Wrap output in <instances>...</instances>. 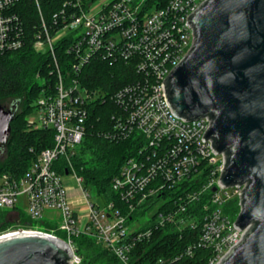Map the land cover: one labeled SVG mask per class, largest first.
Wrapping results in <instances>:
<instances>
[{
	"label": "built area",
	"instance_id": "1",
	"mask_svg": "<svg viewBox=\"0 0 264 264\" xmlns=\"http://www.w3.org/2000/svg\"><path fill=\"white\" fill-rule=\"evenodd\" d=\"M18 1L0 0V55L24 45V25L14 10ZM147 1L73 0L55 15L51 27L42 19L44 34L36 35L34 48L53 56L59 80L55 95H43L35 103L28 124L35 130H54L55 144L41 151L22 177H0V209H10L12 216L19 217L18 209L23 207L20 201H24L32 221L49 215V220L58 225L48 232L18 225L0 238L40 233L60 239L73 252L71 264H83L74 242L81 235L94 238L121 264H133L136 246L150 239L155 229L200 230V234L184 254L159 258L153 264H173L183 255L192 256L197 247L211 248L214 257L210 264H220L243 240L246 230L232 223L222 207L239 199L241 212L246 185L222 186L226 155L216 152L212 138L202 139L212 120L204 117L190 121L176 114L165 86L169 75L193 48L196 31L191 17L207 0H170L164 6ZM69 5L73 10L68 13ZM65 39L70 40L67 52L74 58L73 73L80 74L95 58L110 66L125 63L136 74L135 79L111 96L101 88L89 89L79 79H73L67 87L55 48ZM108 99L117 106L112 115V136L120 140L134 137L139 143L136 155L125 161L112 181L126 211L101 195L97 198L104 201L103 205L92 202L85 189L83 203L74 206L64 179L75 177L83 184L72 159L84 138L87 105ZM209 192L207 215L200 224L196 213L188 212V206ZM157 200L162 205L156 220L134 229L131 222L136 221V211L144 205L150 208Z\"/></svg>",
	"mask_w": 264,
	"mask_h": 264
},
{
	"label": "water",
	"instance_id": "2",
	"mask_svg": "<svg viewBox=\"0 0 264 264\" xmlns=\"http://www.w3.org/2000/svg\"><path fill=\"white\" fill-rule=\"evenodd\" d=\"M192 50L165 81L168 102L187 120L209 117L203 136L226 155L224 187L246 185L236 226L243 240L220 264H264V0H207L191 17ZM13 104H0V146L12 132ZM60 239L18 233L0 239V264H71Z\"/></svg>",
	"mask_w": 264,
	"mask_h": 264
},
{
	"label": "trees",
	"instance_id": "3",
	"mask_svg": "<svg viewBox=\"0 0 264 264\" xmlns=\"http://www.w3.org/2000/svg\"><path fill=\"white\" fill-rule=\"evenodd\" d=\"M73 0H19L15 12L20 16L24 29V45L14 51L0 55V104H16L11 127L12 132L6 145L0 146L6 151L4 160L0 159V177L10 174L20 178L28 171L38 154L55 144V131L51 129L35 130L28 124V117L35 109V103L44 95H55L59 80L56 63L50 53H39L34 44L37 34H44L42 19L51 27L55 15L65 8V3ZM170 0H148L147 4L164 6ZM71 5L67 12L72 11ZM51 32L53 30L51 29ZM70 40L65 39L56 45L59 69L69 87L73 79H79L89 89H104L111 96L123 85L133 81L136 74L125 63L110 66L107 62L92 59L80 74L73 73V56L67 52ZM45 81V83H44ZM110 98V97H109ZM88 116L85 123V134L72 161L83 179V183L92 188L96 194L104 196L109 202H116L117 207L126 211L120 204L119 195L113 190L112 181L117 176L125 161L136 155L139 148L134 137L127 140L114 138L113 113L117 106L110 99L96 100L87 105ZM64 162V158L61 159ZM200 183L197 189H199ZM196 188L193 187L195 190ZM166 194H172L170 192ZM210 192L198 202L188 206V212H195L200 224L204 221L209 204ZM233 203L232 211L240 212L239 199H233L224 206ZM211 207L210 210H213ZM149 207H140L135 217L147 215ZM7 213L0 209V231L13 225L7 220ZM22 223H34L25 214H20ZM146 227H144L145 230ZM200 230L176 231L172 228L155 229L152 237L138 244L133 252V264H153L159 258H172L184 254L185 250L198 240ZM63 237V236H61ZM77 254L83 264H121L113 254L99 245L92 237L81 235L74 238ZM214 257L211 248L197 247L192 256L183 257L173 264H210Z\"/></svg>",
	"mask_w": 264,
	"mask_h": 264
},
{
	"label": "rangeland",
	"instance_id": "4",
	"mask_svg": "<svg viewBox=\"0 0 264 264\" xmlns=\"http://www.w3.org/2000/svg\"><path fill=\"white\" fill-rule=\"evenodd\" d=\"M100 1V0H99ZM7 110H10L11 109V104L7 105L6 107ZM33 113V112H32ZM31 113V114H32ZM30 114V115H31ZM6 156V151H1L0 149V159L1 160H4ZM65 179V182L67 184V187H68V194H69V197L72 199V202H73V205L74 206H77L78 204L81 205L83 203V199H82V192H83V189H85L90 195H91V201L92 202H97V203H100L101 205L104 204V201L102 199H99L97 198L98 194H96L95 191L92 190V188H90L89 186H87L85 183L83 184H80L78 182V179H76L75 177H70V176H66L64 177ZM20 203H22L21 205L23 207H20L18 209V211H20V214H25L28 217L27 215V212H26V209L24 208L26 206L25 202L24 201H20ZM160 202L157 200L156 202H154L152 204V206L149 208V216L148 214L145 215L144 217H136V221H133L131 222V226L134 228V229H137L139 228L141 225H143L144 223H148L151 221H155L156 220V216H157V211L158 209L161 207V203L159 204ZM234 206L233 203L229 204V205H226V206H223L222 209L224 211V214L227 215L231 222L232 223H235L237 221V218L240 214L238 213H234L232 211V207ZM2 211L6 212L8 215H7V220H9V214H11L13 211L10 210V209H1ZM155 213V214H153ZM151 219V220H150ZM10 220L13 222V225H11L10 227L6 228L5 230H2L0 231V234L2 233H5V232H8V231H14L18 225L22 226V227H29L31 229H39V230H42V231H46L48 232L49 229H52L54 227V225H58V222H52L49 220V215L46 216L44 219L42 220H39V221H34V223H31V224H28L27 222L25 223H22L19 219V217L17 216H12L10 217ZM58 234L60 236H63V233L62 232H58Z\"/></svg>",
	"mask_w": 264,
	"mask_h": 264
},
{
	"label": "bare ground",
	"instance_id": "5",
	"mask_svg": "<svg viewBox=\"0 0 264 264\" xmlns=\"http://www.w3.org/2000/svg\"><path fill=\"white\" fill-rule=\"evenodd\" d=\"M10 236V235H9ZM4 237H6V236H4ZM3 238V237H2ZM1 239V238H0Z\"/></svg>",
	"mask_w": 264,
	"mask_h": 264
}]
</instances>
